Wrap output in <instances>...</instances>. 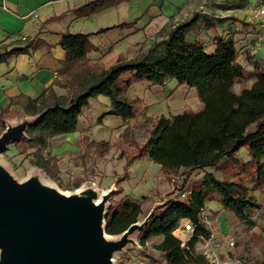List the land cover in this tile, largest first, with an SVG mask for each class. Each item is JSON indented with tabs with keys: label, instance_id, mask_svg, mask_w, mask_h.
<instances>
[{
	"label": "trees",
	"instance_id": "obj_1",
	"mask_svg": "<svg viewBox=\"0 0 264 264\" xmlns=\"http://www.w3.org/2000/svg\"><path fill=\"white\" fill-rule=\"evenodd\" d=\"M122 1L126 0H89L72 11L77 17L87 16ZM229 19L239 21L230 16L209 17L194 13L191 19L175 25L165 38L155 42L145 53L129 59L119 56L108 68L85 60L86 53L95 50L89 36L131 23L121 22L94 33L62 32L59 45L65 50V56L58 72L66 74V79L63 82L57 80L55 84L66 88V94L57 95L50 86L36 98L22 97L26 115L38 117L27 127L26 137L12 143L24 142L29 149H34V153L41 154L50 146L53 135L76 129L78 117L89 98L98 95L109 98L110 108L97 118L98 123L107 115L125 121L133 118L140 107L138 97L127 95V90L135 83L150 82L161 86L173 78L178 85L195 89L201 108L187 109L173 116L144 118L151 122L148 135L137 144L136 152L124 164L125 172L118 180L126 176V167L131 160L144 155L166 173L180 168L215 167L222 158L236 171L233 179H218L211 172H205L182 189L186 192L184 197H167L154 210L138 233L141 246L150 237H162L155 248L164 254V258L149 257L154 264H211L203 255L194 252V245L199 237H209V231L200 221V212L214 193L223 209L248 226L254 225L250 215L257 205L250 191L264 188V69L254 61L253 70L248 73L254 82L235 92L232 88L235 80L247 73L236 61L233 38L217 36L212 53L200 42L187 40V34L197 24L212 28ZM41 43L42 40L36 39L2 47L0 63L18 54H30ZM158 46H161L159 52ZM2 110L0 107V131L5 128L6 119ZM240 149L246 151L247 160L242 161L237 156ZM120 192L121 189H117L114 194ZM140 207L138 200L128 196L109 204L104 217L105 232L110 235L123 232L138 221ZM181 220L190 221L192 229L195 226L191 238L185 242L173 234Z\"/></svg>",
	"mask_w": 264,
	"mask_h": 264
},
{
	"label": "rangeland",
	"instance_id": "obj_2",
	"mask_svg": "<svg viewBox=\"0 0 264 264\" xmlns=\"http://www.w3.org/2000/svg\"><path fill=\"white\" fill-rule=\"evenodd\" d=\"M214 4L217 13L237 18L245 34L234 41L236 61L247 73L233 84V90L240 92L254 82V78L248 74L253 70L254 61H258L259 68L264 69V22H257L250 15L249 0H214ZM231 22L234 24V21ZM223 25L225 24L216 26L223 28L212 29L205 28L200 23L194 27L192 33L197 31L201 33L197 37L209 51L220 29L222 32L228 31V25L226 27ZM192 33L187 34L188 41L197 39ZM160 49L161 46H158V52ZM178 90L179 88L173 93L177 94V97L168 102L165 110L167 116L179 114L187 109L201 108L202 104L194 90L189 89L187 95L185 93L178 95ZM23 105L24 99L19 98L10 99L1 106L4 109L1 114L6 117L5 121L28 116L22 109ZM141 106L142 104L138 113L127 121V125L106 141L90 142L88 137H81L74 143L76 149H66L55 156H51L49 150L60 145L58 140L50 141V146L43 149L41 154L34 153V149H29L24 142L9 143L7 148L0 152V163L18 181L25 180L31 175L38 177L40 175L46 183L64 192L74 191L89 183L97 188L98 192L112 187L114 191L121 189L120 194L114 192L111 195L106 205L124 196L138 200L141 205L137 216L138 222L147 216L155 204L167 197H178L177 192H182L183 188L201 178L205 172H211L218 179L234 178L236 168H233L225 158H222L215 167L180 168L176 172L166 173L160 165L153 163L144 155L131 160L126 167V176L123 180H118L125 172L124 164L136 152L137 144L144 141L150 129L151 122L144 121L146 116L143 110H140ZM237 156L242 161L248 158L244 149H240ZM250 194L257 205L250 215L254 222L251 227L223 209L217 201L216 193L212 195V199L206 201L200 212V221L210 234L208 238L197 239L194 245L196 254L203 255L211 264H264V188L251 189ZM186 222L181 220L179 225ZM192 233V230L183 231L178 227L173 231V234L184 242L191 238ZM131 237V241L115 254L114 264H154L149 257L164 258V254L155 248L161 241V236L150 237L144 246L139 244L137 234ZM231 240L234 242L233 246L229 245Z\"/></svg>",
	"mask_w": 264,
	"mask_h": 264
},
{
	"label": "crops",
	"instance_id": "obj_3",
	"mask_svg": "<svg viewBox=\"0 0 264 264\" xmlns=\"http://www.w3.org/2000/svg\"><path fill=\"white\" fill-rule=\"evenodd\" d=\"M87 1L0 0V50L29 40L43 41L30 54H18L0 63V107L10 99L36 98L50 86L57 95L66 94V88L55 84L57 80L63 82L66 79V74L58 72L65 56V50L59 45L62 32L94 33L100 28L121 22L131 23L123 28L116 27L89 36L95 50L88 51L85 60L108 68L119 56L129 59L145 53L155 42L165 38L175 25L191 19L194 13L209 17L229 16L217 13L214 0H126L99 12L77 17L72 10ZM231 21L229 19L217 24H225V27L228 25V31L222 32L220 29L215 37L231 36L236 41L237 37L244 36L242 24L234 22V25ZM216 26L212 29L223 28ZM192 34L197 39L191 41L201 43L197 37L201 33L197 31ZM214 41L209 51L204 48L207 52L214 51ZM178 88V95H187L189 89L196 94L194 88L178 85L172 78L161 86L150 82L135 83L127 90V95L141 100L140 110H143L145 116L156 118L168 115L166 107L169 100L177 97L173 93ZM109 108L107 96L89 98L87 106L78 117L76 129L51 137V141H60V145L49 150L51 156L66 149H76L74 143L81 137H88L90 142H101L117 135L131 118L123 121L119 117L107 115L98 123L97 118Z\"/></svg>",
	"mask_w": 264,
	"mask_h": 264
},
{
	"label": "water",
	"instance_id": "obj_4",
	"mask_svg": "<svg viewBox=\"0 0 264 264\" xmlns=\"http://www.w3.org/2000/svg\"><path fill=\"white\" fill-rule=\"evenodd\" d=\"M38 115L4 121L0 152L26 137ZM40 172V171H39ZM41 176L16 180L0 163V264H114L115 254L147 224L154 205L140 222L123 232H105L104 217L113 187L98 192L92 184L64 195ZM101 194V202L95 204Z\"/></svg>",
	"mask_w": 264,
	"mask_h": 264
},
{
	"label": "built area",
	"instance_id": "obj_5",
	"mask_svg": "<svg viewBox=\"0 0 264 264\" xmlns=\"http://www.w3.org/2000/svg\"><path fill=\"white\" fill-rule=\"evenodd\" d=\"M248 5L250 6V15L254 18V20L257 22H264V0H249ZM177 193H178V197H184L186 194L185 190ZM186 221H187L186 223L179 225L178 229L181 228V230L183 231L193 230L191 222L188 220ZM181 241L184 242L183 240ZM229 245L233 246L234 242L231 240L229 242Z\"/></svg>",
	"mask_w": 264,
	"mask_h": 264
},
{
	"label": "bare ground",
	"instance_id": "obj_6",
	"mask_svg": "<svg viewBox=\"0 0 264 264\" xmlns=\"http://www.w3.org/2000/svg\"><path fill=\"white\" fill-rule=\"evenodd\" d=\"M50 187H54V186H50ZM58 191H60L61 193H63L64 195H70V194H73V193H78L79 191H81V188H77L76 190L74 191H68V192H64V190H60L58 189L57 187H55ZM105 191V190H103ZM101 202V194H99V196L96 198L95 200V204H99Z\"/></svg>",
	"mask_w": 264,
	"mask_h": 264
}]
</instances>
